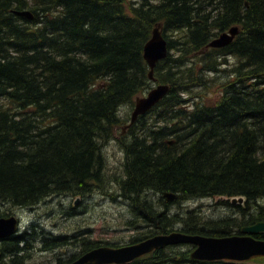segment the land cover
Returning a JSON list of instances; mask_svg holds the SVG:
<instances>
[{
  "label": "trees",
  "instance_id": "1",
  "mask_svg": "<svg viewBox=\"0 0 264 264\" xmlns=\"http://www.w3.org/2000/svg\"><path fill=\"white\" fill-rule=\"evenodd\" d=\"M25 10L33 18L17 13ZM158 24L169 54L153 81L143 53ZM234 25L229 45L208 48ZM156 83L170 85L168 94L120 136L123 171L111 172L104 147L126 121L121 107ZM107 181L119 190L114 199L133 205L130 244L174 230L226 236L264 221L258 203L245 216L226 201L243 214L217 221L171 207L264 198V0H0V204L83 199ZM166 192L177 198L169 203ZM12 215L0 208V218ZM38 238L33 224L1 239L0 264H27L37 245L66 243ZM98 246L86 241L81 254ZM169 249L130 264L184 256Z\"/></svg>",
  "mask_w": 264,
  "mask_h": 264
},
{
  "label": "rangeland",
  "instance_id": "2",
  "mask_svg": "<svg viewBox=\"0 0 264 264\" xmlns=\"http://www.w3.org/2000/svg\"><path fill=\"white\" fill-rule=\"evenodd\" d=\"M216 87L217 86L213 87L214 90L210 93L209 97H216ZM132 111L133 107L130 105L121 107L120 115L123 119H126V121L120 124L116 138H113L105 144L104 153L107 157V163L111 172L121 173L123 171L124 152L120 146V136L125 135L128 132V127L126 130H121V127L127 125ZM125 139H127V136H125ZM118 191L117 187L112 188L110 181H107V183H104L103 187L99 184L95 185L93 194L89 195L90 197L88 196L83 199L78 196L48 197L35 208L11 207L6 206L5 204H0V208H5L8 212H15L17 216L20 217L21 231L34 224L38 235L42 238L50 237L47 239L51 240L53 238V240H55L58 236H61V238L66 237L65 244L52 249H49V247L45 249L44 244H40L41 247L40 245H37L27 264H65L66 262L73 260V258L81 255L86 241L93 240L99 241L101 245L114 244L116 246H122L130 244L129 242L131 241V238L138 233V230L129 228L130 226L128 225V222L135 214L133 211V205L123 197H117L114 199L113 195L118 193ZM158 197L159 196L157 195L156 198L158 199ZM168 201L171 203L173 200L168 199ZM226 201L230 200L223 199L222 197H212L181 203L175 202L171 207L173 212H180L182 214H185L188 211L194 213L197 212V214L205 217L206 220L217 221L220 219L237 218L238 213L240 214L241 211H238L239 208L230 207L225 203ZM257 201L258 202H251L250 205H248L250 210H253L251 213L247 212L248 207H246L245 204L246 200L245 202H240L234 205H240L241 207L245 206L244 208H246V210L244 215L250 216L256 212L255 208L257 203L264 206V198ZM193 209L196 210L193 211ZM187 216L194 217L190 214H187ZM237 233H243L242 229L240 232L238 230ZM259 234L264 235V231L255 235ZM42 238L35 240V244ZM81 238L83 242H81ZM190 247H192L190 244H180L169 247L168 254L184 252V256L180 254L176 258L177 262L175 261L173 263L171 261L166 264H196L191 260L190 253L193 248L190 249ZM238 263L264 264V257H256Z\"/></svg>",
  "mask_w": 264,
  "mask_h": 264
},
{
  "label": "water",
  "instance_id": "3",
  "mask_svg": "<svg viewBox=\"0 0 264 264\" xmlns=\"http://www.w3.org/2000/svg\"><path fill=\"white\" fill-rule=\"evenodd\" d=\"M17 13L33 18V14L29 10L18 11ZM239 32L240 27L234 25L213 38L208 47L227 46ZM168 54V41L164 37L162 26L158 24L154 27L151 38L145 44L143 53L150 68L149 77L153 81H155L154 70L157 63L165 59ZM169 90L170 85L159 83L150 89L145 96L137 97L131 114V122L134 123L139 116L145 115L168 94ZM165 196L169 200L177 198L174 193H165ZM222 198L227 197L222 196ZM231 200L232 203H240L245 198L243 196L232 197ZM17 230L18 218L15 215L0 218V240L15 234ZM242 231V235L209 236L175 230L171 233L155 235L141 242L120 247L100 246L89 250L68 264H128L155 250L178 244H194L195 248L191 252V257L197 260L242 262L256 257H264V239L255 237V234L264 231V221L246 225Z\"/></svg>",
  "mask_w": 264,
  "mask_h": 264
},
{
  "label": "flooded vegetation",
  "instance_id": "4",
  "mask_svg": "<svg viewBox=\"0 0 264 264\" xmlns=\"http://www.w3.org/2000/svg\"><path fill=\"white\" fill-rule=\"evenodd\" d=\"M175 231V230H174ZM237 234H239V235H242L243 233H237ZM256 237V236H255ZM260 239V238H259ZM192 245V247H190V248H193V250H194V248H195V245H193V244H191ZM104 246H111V245H104ZM121 246V245H120ZM120 246H111V247H120ZM122 246H124V245H122ZM99 247V246H98ZM96 248V247H95ZM192 250V251H193ZM191 251V252H192ZM78 252V251H77ZM87 252V251H86ZM86 252H84V253H86ZM76 253V252H75ZM83 253V254H84ZM83 254H81V255H83ZM81 255H79V256H77V258H79ZM190 257H191V253H190ZM76 257L75 258H73V260H70V261H68V263H70V262H72V261H74V260H76L77 259ZM194 258H192L191 257V260L193 261V262H195L196 264H241V263H238V262H232V261H225V260H213V261H205V260H196V259H194ZM191 260H189V261H191ZM177 262V261H176ZM68 263H65V264H68Z\"/></svg>",
  "mask_w": 264,
  "mask_h": 264
},
{
  "label": "bare ground",
  "instance_id": "5",
  "mask_svg": "<svg viewBox=\"0 0 264 264\" xmlns=\"http://www.w3.org/2000/svg\"><path fill=\"white\" fill-rule=\"evenodd\" d=\"M208 48H209V47H208ZM164 84H166V83H164ZM143 116H144V115H143ZM127 124H129V125L134 124V123L131 122V117H130V120H129V122H128ZM166 193H167V192H166ZM164 195H165V194H164ZM66 197H67V196H66ZM86 197H87V196H86ZM86 197H85V198H86ZM89 197H90V196H89ZM165 197H166V196H165ZM166 198H167V197H166ZM204 198H205V197H204ZM216 199H217V198H216ZM178 200H179V199H178ZM214 200H215V199H214ZM120 202H121V201H120ZM62 204H63V203H62ZM228 204H229V203H228ZM77 205H78V204H77ZM233 206H234V205H233ZM235 206H236V205H235ZM198 207H200V206H198ZM72 208H73V207H72ZM74 208H75V207H74ZM203 209H204V208H203ZM71 210H72V209H71ZM39 218H40V216H39ZM39 218H38V219H39ZM20 226H21V219H20ZM20 228H22V227H20ZM20 228L17 230V232H16L17 234H18V233L20 234V233L22 232V231L20 230ZM193 245H194V244H193ZM101 246H104V245H101ZM99 247H100V246H99ZM96 248H97V247H96ZM87 252H88V251H87ZM129 264H130V263H129Z\"/></svg>",
  "mask_w": 264,
  "mask_h": 264
}]
</instances>
